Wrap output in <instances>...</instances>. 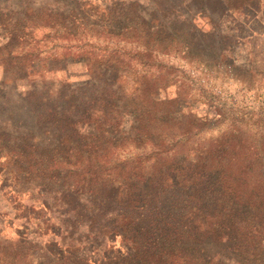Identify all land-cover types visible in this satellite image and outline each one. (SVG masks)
I'll use <instances>...</instances> for the list:
<instances>
[{
    "label": "trees",
    "instance_id": "16d2710c",
    "mask_svg": "<svg viewBox=\"0 0 264 264\" xmlns=\"http://www.w3.org/2000/svg\"><path fill=\"white\" fill-rule=\"evenodd\" d=\"M215 2L219 20L236 22L222 36L209 0L0 11V65L15 66L0 81V264H264V108L210 122L157 57L185 51L208 65L207 53H234L239 37L251 44L260 0ZM52 57L80 62L99 85L13 91L20 70ZM247 71L233 75L264 83V70ZM217 121L223 131L198 137Z\"/></svg>",
    "mask_w": 264,
    "mask_h": 264
},
{
    "label": "rangeland",
    "instance_id": "374dc122",
    "mask_svg": "<svg viewBox=\"0 0 264 264\" xmlns=\"http://www.w3.org/2000/svg\"><path fill=\"white\" fill-rule=\"evenodd\" d=\"M104 0H90V3H98ZM70 0H0V11L3 13V17L15 18V7H18L20 3H29L38 9L40 6L49 3L50 6H57L63 8V4H69ZM63 3V4H62ZM140 3H144V0H140ZM261 8L256 12L252 10L249 14V24L254 21L253 24H257L252 34H248V37H252L249 41L251 44L255 45L256 58L252 59L248 55L247 46L251 44L245 43V38H237L234 45V53L225 51L222 56L227 57V60L232 64L230 66L225 65L226 62L221 57L218 60L214 59L216 55L212 53L207 57L208 65L202 59L195 58L193 54L188 52H165L162 54H157V57L162 60L165 64L172 66L175 70L176 80H179L187 84V88L191 90L194 100L201 101L199 105V112L204 114V112L210 113L208 116L213 122L215 119L219 118V115L228 116L227 112L230 108L246 109L248 111H258L264 108V83L259 84H247L246 81H240L233 74L234 72L240 76H245L249 66H253L257 69L264 70V0H260ZM56 4V5H55ZM62 4V5H61ZM20 6V5H19ZM209 9H213L212 14L216 18V24L218 35L221 32L224 33L230 27V24H235L229 20V18H224L223 16L219 18L220 8L215 2V0H209ZM151 7H146L143 14L139 13L140 17H145L150 12ZM12 13V14H10ZM2 18L0 17V20ZM198 26L208 29L211 24H207L204 18L200 16L195 19ZM11 23V22H10ZM9 23V24H10ZM221 30V32H220ZM256 33V34H255ZM8 36L5 33H0V48L7 41ZM11 43L15 44V40ZM123 41L120 45H124ZM215 44V43H214ZM128 48L135 46L134 42H128L126 44ZM254 48V47H253ZM215 50H220L221 47L214 48ZM229 57V58H228ZM258 58V61H257ZM80 62H67L60 57H52L34 64L31 68L20 70L22 75H25L26 79L17 80L20 84L19 89L15 90H27L30 88L31 84H36L37 90L41 87L48 86H59L61 83H66L71 85L80 92H89L94 90L98 85L97 77L89 80L88 75L82 71ZM242 74V75H241ZM7 76H15V66L11 65L5 68L0 65V81H2ZM15 78V77H13ZM258 79V78H257ZM10 81L9 83H11ZM6 88H9L6 86ZM11 91V99H15V93ZM174 87H169L167 93L169 96L174 95ZM2 94V93H0ZM164 94V93H160ZM216 110V111H215ZM213 112V113H211ZM225 125L221 124V121L212 123L209 129L203 131L198 135L201 139H207L218 135Z\"/></svg>",
    "mask_w": 264,
    "mask_h": 264
}]
</instances>
